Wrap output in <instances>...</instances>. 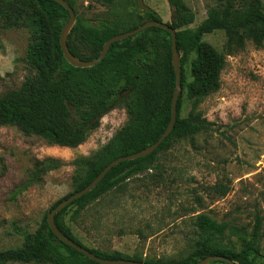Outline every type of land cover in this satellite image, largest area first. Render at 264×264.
<instances>
[{"label": "trees", "instance_id": "trees-1", "mask_svg": "<svg viewBox=\"0 0 264 264\" xmlns=\"http://www.w3.org/2000/svg\"><path fill=\"white\" fill-rule=\"evenodd\" d=\"M66 1L75 12V21L66 43L70 52L81 60L97 57L108 38L141 24L126 27L117 19L90 25L76 14L74 0ZM89 1L111 5L118 0ZM132 1L137 6L136 0ZM166 1L172 11L171 21L167 23L175 29L181 68V89L171 132L150 154L113 166L92 190L57 212L54 222L74 242L106 259L142 260L148 264H196L206 255L221 254L237 264H253L259 256V218L248 236H243L234 225L218 222L206 213H197L191 216L197 232L193 250L182 258L170 260L143 259L140 254L128 256L118 251L87 247L65 221L69 207H73L70 217L76 218L104 193L130 177L156 167L159 153L169 149L175 141L210 128L211 123L202 117V112L196 107L200 99L219 88L224 56L211 43L203 40L204 34L224 30L229 50L243 49L246 40L257 47L264 41L262 0H219L195 27H190L195 12L185 0ZM143 13L147 15V20H161L152 8ZM68 16V10L54 0H0V28L17 27L28 31L24 60L33 72L19 88L0 94V126H14L54 145L76 147L99 126L105 114L117 106H124L128 114L127 122L92 157L79 159L77 164L80 168L73 177L72 193L85 187L111 160L139 151L158 139L170 118L175 72L170 33L154 26L112 43L105 57L91 67L70 65L59 45L60 31ZM74 41L88 46L92 54L88 57L80 55ZM186 62H189V80L184 71ZM183 92L186 99L193 100V106L185 116L181 115ZM59 164L60 161L52 157L35 161L24 185L41 180L46 171ZM217 191L224 195L226 189L219 187ZM59 200L44 212L33 232L24 235L21 246L0 249V264L8 261L101 264L65 244L51 231L46 215ZM233 235L240 237L241 246L238 249L231 240Z\"/></svg>", "mask_w": 264, "mask_h": 264}, {"label": "rangeland", "instance_id": "rangeland-1", "mask_svg": "<svg viewBox=\"0 0 264 264\" xmlns=\"http://www.w3.org/2000/svg\"><path fill=\"white\" fill-rule=\"evenodd\" d=\"M218 1L185 0L195 12L190 27L197 26ZM144 2L162 21H171L166 0ZM74 6L90 25L120 19L127 27L148 19L132 0L111 5L74 0ZM28 37L24 28H0V94L19 88L33 75L24 60ZM202 38L224 56L219 88L196 107L210 128L175 141L159 153L156 167L104 193L76 218L70 217L73 207H69L65 221L85 246L140 254L143 259H179L193 250L197 240L191 216L206 213L234 225L243 236L259 218V256L253 264H264V41L257 47L246 40L243 49L229 50L222 29ZM73 43L80 55L92 54L80 41ZM184 71L189 80V62ZM183 100L185 116L193 100L186 99L185 92ZM127 120L126 108L115 107L76 147L54 145L14 126H0V249L22 245L24 235L37 228L44 212L73 190L79 159L92 157ZM47 157L60 164L25 186L34 162ZM219 187L226 189L224 195L218 193ZM231 240L240 248V237L233 235Z\"/></svg>", "mask_w": 264, "mask_h": 264}, {"label": "water", "instance_id": "water-1", "mask_svg": "<svg viewBox=\"0 0 264 264\" xmlns=\"http://www.w3.org/2000/svg\"><path fill=\"white\" fill-rule=\"evenodd\" d=\"M54 1L63 5L68 10V13H69L68 19L64 23V25L60 31L59 45H60V48H61V51L63 53L65 60L70 65H72L74 67L85 68V67H91V66L95 65L96 63L100 62L105 57V55L108 51V48L112 43L119 41V40H122L128 36L134 35V34L138 33L139 31L144 30L148 27H151V26L159 27V28L167 30L170 33V37H171V60H172V65H173L174 72H175V85H174L173 93L171 96L170 118H169V121H168V124H167L165 130L161 133V135L158 137V139L155 142H153L152 144L140 149L139 151H136V152H133V153H130L127 155L119 156V157L111 160L109 163H107L103 167V169L85 187H83L82 189H80L78 191L72 192L69 195H67L66 197H63L62 199H60L57 202V204L50 211H48V213L46 215L47 224L50 227L51 231L55 234V236L59 240L64 242L65 244L73 247L74 249H76L80 253L86 255L91 260H94V261L101 263V264H148L142 260L138 261V260L124 259V258H122V259H106V258L97 256L93 252L89 251L87 248L77 244L72 239H70L68 236L63 234L54 222V215L57 212H59L60 210H62L67 204L72 202L74 199H76V198L86 194L90 190H92L97 185V183L104 177V175L113 166L117 165L118 163H120L122 161L132 160V159H136L138 157H143V156H146V155L150 154L151 152H153L159 146V144L166 138V136L171 132V130L175 124V120H176L177 99H178L180 89H181V86H180V80H181L180 55H179V52H178L177 46H176L175 29L171 25H169L167 22H164L162 20L159 21L156 19H149V20L144 21L143 23H141L140 25H138L137 27H135L133 29L117 33V34L111 36L110 38H108L103 43L102 48L100 50V53L97 57L90 59V60H81L78 57L74 56L70 52V50L67 46V43H66L67 35H68V33H69V31H70V29H71V27L75 21L74 9L66 0H54ZM136 4H137L139 9L146 11V12L150 11V9H151L147 4H145L144 0H136ZM216 260L223 261L226 264H237L231 258H229L225 255H221V254L206 255L205 257L199 259L196 264H209L210 262L216 261Z\"/></svg>", "mask_w": 264, "mask_h": 264}]
</instances>
